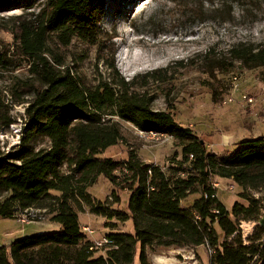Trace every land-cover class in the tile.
<instances>
[{
  "label": "trees",
  "instance_id": "obj_1",
  "mask_svg": "<svg viewBox=\"0 0 264 264\" xmlns=\"http://www.w3.org/2000/svg\"><path fill=\"white\" fill-rule=\"evenodd\" d=\"M35 1L0 0L1 13L22 9L1 25L13 40L0 47V81L10 77L6 90L12 104L24 107L25 117L18 150L0 153V217L39 210L59 230L0 248V264H132L137 245L140 264H149L147 249L202 246L214 251L209 264H264V229L257 226L243 244L239 228L263 215L264 196L253 193L264 195V137L239 141L225 157L211 153L174 119L171 89L165 86L176 72L122 76L114 36L97 27L104 0H44L38 7ZM75 42L94 50L91 74L80 69L89 50L76 51ZM202 58L207 73L236 62L249 70L264 68V45L239 42L222 52L209 49ZM19 70L23 76L16 75ZM160 96L164 110L154 108ZM0 122L15 123L6 115ZM120 122L172 138L176 151L168 167L142 162L133 150L123 161L102 157L123 141ZM34 139L46 145L35 149ZM100 177L111 183L113 205L121 203L117 190L127 192L128 210H111L108 201L87 192ZM215 178L232 181L246 203L235 202L227 211L218 197L211 199L217 194L210 186ZM190 197L195 199L184 207ZM83 206L95 216L132 223L133 234H107L106 257L93 258V243L79 222Z\"/></svg>",
  "mask_w": 264,
  "mask_h": 264
},
{
  "label": "rangeland",
  "instance_id": "obj_2",
  "mask_svg": "<svg viewBox=\"0 0 264 264\" xmlns=\"http://www.w3.org/2000/svg\"><path fill=\"white\" fill-rule=\"evenodd\" d=\"M44 0H37L38 7ZM105 6L97 27L113 35L116 48V65L122 76L132 78L153 71V69L169 68L176 72L174 79L165 89H171L170 101L173 104L174 119L178 124L189 127L200 137L207 150L219 157L235 151V145L242 140L264 137V68L247 69L236 62L226 66L222 71H209L202 65V56L209 49L222 52L239 42H252L264 45V0H249L243 4L230 5L229 0H104ZM21 5H26L21 1ZM20 7L7 12H0V47L12 43V35L1 25L6 18L20 15ZM76 51L88 48L75 42ZM89 58L81 63V71L91 74L94 50L88 48ZM181 62L189 63L181 68ZM192 63V64H190ZM23 76V70L16 72ZM10 77L5 75L0 81V116H9L15 123L9 127L0 122V153L18 150L22 129L24 128V107L12 104L6 90ZM247 99H244V98ZM251 100V102H248ZM154 108L164 110V98L155 102ZM123 141L105 150L102 157L114 161L128 158L129 150L138 154L140 160L147 164L168 167L169 160L176 151L172 138L141 133L129 123L120 122ZM46 144L34 139L31 146L35 149ZM216 189L218 199L227 211L238 202L240 189L229 180H220ZM233 189L229 190V186ZM111 183L100 177L87 192L97 201H108L111 210H128L127 192L118 191L121 203L113 205L110 194ZM253 196H264L258 192ZM195 197H190L184 207L191 204ZM264 203V201H263ZM77 210V207H74ZM33 210V209H32ZM23 214L29 223H18L15 219L0 217V248H7L18 239L40 233L59 230L57 224L51 223L44 212ZM262 214H264V206ZM32 216V217H31ZM47 218L34 222V219ZM81 226L93 230L86 234L90 243L101 241L109 233L126 232L133 234V224L113 218L111 220L90 213L83 206L79 212ZM248 224L249 233L243 225ZM257 222L243 221L240 232L243 244L254 234ZM108 247L93 250V258L106 257ZM132 264L139 263V245ZM147 249V262L152 264L154 257H169L173 264H209L208 248L195 249Z\"/></svg>",
  "mask_w": 264,
  "mask_h": 264
},
{
  "label": "built area",
  "instance_id": "obj_3",
  "mask_svg": "<svg viewBox=\"0 0 264 264\" xmlns=\"http://www.w3.org/2000/svg\"><path fill=\"white\" fill-rule=\"evenodd\" d=\"M244 99H247L246 97ZM248 102H251V100H248ZM210 186L212 187V189H218L219 187V182L217 181V179H213V181H211L210 183ZM229 190L233 189V186H229L228 187ZM215 197H217V194H215L214 196H211V199H214ZM205 198H207V196H205ZM32 212V211H31ZM16 220L18 223L22 224V223H29L26 221L25 218H23V214L22 212L19 213V215L16 217ZM47 220V218H42V219H34V222H40V221H45ZM82 231L85 233V234H91L93 232L92 229H90L89 227L87 226H82ZM110 244V241L108 240V238H105L101 241H95L93 242V246L91 248V250H96V249H100V248H105L106 246H108ZM209 253L210 255H213L214 254V251L209 249Z\"/></svg>",
  "mask_w": 264,
  "mask_h": 264
},
{
  "label": "crops",
  "instance_id": "obj_4",
  "mask_svg": "<svg viewBox=\"0 0 264 264\" xmlns=\"http://www.w3.org/2000/svg\"><path fill=\"white\" fill-rule=\"evenodd\" d=\"M229 154V153H228ZM221 180V179H220ZM217 197H218V194H217ZM203 247H205V246H202V247H197L196 248V251H198L200 248H203ZM205 248H207V247H205ZM164 261V263L163 264H173L172 263V259L171 258H167V257H165V256H161V257H154V260H153V262H152V264H160L159 262H157V261Z\"/></svg>",
  "mask_w": 264,
  "mask_h": 264
},
{
  "label": "bare ground",
  "instance_id": "obj_5",
  "mask_svg": "<svg viewBox=\"0 0 264 264\" xmlns=\"http://www.w3.org/2000/svg\"><path fill=\"white\" fill-rule=\"evenodd\" d=\"M31 211H32V212H38V213L40 212L39 210H32V209H31V210H25L24 212H22V214H24V215H25V214L32 215ZM31 217H32V216H31ZM249 227L251 228V226H249L248 224H245V223H244V225H243V229H244L245 232L249 231ZM247 233H249V232H247ZM157 262H159L160 264H163V263H164L163 260H162V261H157Z\"/></svg>",
  "mask_w": 264,
  "mask_h": 264
},
{
  "label": "water",
  "instance_id": "obj_6",
  "mask_svg": "<svg viewBox=\"0 0 264 264\" xmlns=\"http://www.w3.org/2000/svg\"><path fill=\"white\" fill-rule=\"evenodd\" d=\"M203 143V141H202ZM257 225L264 229V214L261 216V218L258 220Z\"/></svg>",
  "mask_w": 264,
  "mask_h": 264
}]
</instances>
